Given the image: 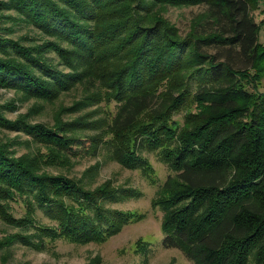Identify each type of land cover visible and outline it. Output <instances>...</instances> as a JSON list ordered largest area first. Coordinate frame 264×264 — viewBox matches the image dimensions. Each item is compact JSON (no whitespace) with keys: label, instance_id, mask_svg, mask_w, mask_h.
Segmentation results:
<instances>
[{"label":"trees","instance_id":"trees-1","mask_svg":"<svg viewBox=\"0 0 264 264\" xmlns=\"http://www.w3.org/2000/svg\"><path fill=\"white\" fill-rule=\"evenodd\" d=\"M7 1L22 23L54 39L49 49L69 71L44 59L40 46L0 36V88L51 104L75 92L77 101L54 112L51 127L30 124L31 115L13 121L0 107V128L46 149L16 156L0 142V215L21 230L0 239V250L15 242L36 250L48 240L102 243L129 224L131 215L104 206L126 191L110 182L86 188L46 170L110 146L124 168L150 169L147 151L171 171L153 200L166 248L193 264H264V21L254 16L264 0ZM193 6L206 10L183 36L164 14ZM113 103L110 120L97 119L101 104ZM17 199L28 201L21 219L7 209ZM38 209L55 223L32 219Z\"/></svg>","mask_w":264,"mask_h":264},{"label":"rangeland","instance_id":"rangeland-1","mask_svg":"<svg viewBox=\"0 0 264 264\" xmlns=\"http://www.w3.org/2000/svg\"><path fill=\"white\" fill-rule=\"evenodd\" d=\"M7 0H0V36L11 39L27 47L40 46L44 59L57 70L67 72L59 62V55L49 49L54 41L53 38L44 37L35 28L20 21L21 17L14 11L5 8L3 3ZM206 10L205 6H193L190 8H169L164 14L175 24L184 36L189 32L191 20ZM255 20L260 23L264 21V6L254 13ZM260 42L264 45V28L260 35ZM46 47V49H45ZM49 50L46 52V50ZM65 69V70H64ZM260 90L264 92V78L260 82ZM77 101L75 92L61 95L56 103H45L42 100H24L14 90L0 88V107L4 106L6 116L15 121L20 117L31 115L28 119L30 124H43L51 127L54 122V112L62 107H69ZM42 106V110H39ZM97 109V107L91 110ZM97 119L114 115L115 104H101ZM111 112V113H110ZM31 113V114H30ZM81 113L72 116H65L64 120H71L80 117ZM178 125L184 123V113L175 116ZM110 142L112 137H108ZM0 142L11 145L17 151L16 156L29 152L37 153L38 150L46 152L45 146L35 143L27 134L10 131L0 128ZM143 155L149 162L150 169L132 170L124 168L112 157V148L105 146L96 156L74 158L71 165L65 167H47L46 170L54 175L63 174L70 179H81L87 187L95 189L104 183H112L121 193L126 191L124 197H118L105 202V207L110 213L116 211L121 214L132 216L129 224H124L122 230L112 238L102 243L79 244L69 240L59 239L48 240L46 249L36 250L15 242L7 248L0 250V264H193L185 254L176 248H166L162 241L163 212L153 207V200L159 190L165 184L170 175L169 168L162 162L157 153L144 152ZM93 166H97L91 175L85 178V172ZM123 195V194H122ZM27 202L24 199H17L9 202L8 211L17 219L24 218L28 211ZM0 215V239L5 236L20 233L19 228L10 227L3 222ZM41 225H53L55 221L41 209L32 214ZM39 224V225H40ZM147 247H146V246ZM142 247L148 249L147 254L143 253ZM140 249V250H138Z\"/></svg>","mask_w":264,"mask_h":264}]
</instances>
